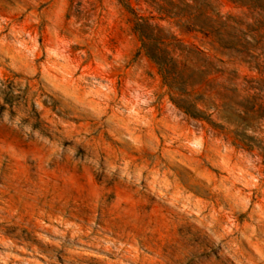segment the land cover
Instances as JSON below:
<instances>
[{
    "label": "rangeland",
    "instance_id": "374dc122",
    "mask_svg": "<svg viewBox=\"0 0 264 264\" xmlns=\"http://www.w3.org/2000/svg\"><path fill=\"white\" fill-rule=\"evenodd\" d=\"M0 264H264V0H0Z\"/></svg>",
    "mask_w": 264,
    "mask_h": 264
}]
</instances>
